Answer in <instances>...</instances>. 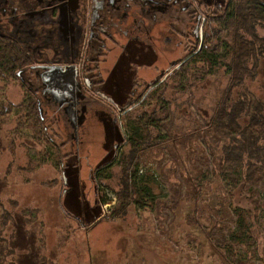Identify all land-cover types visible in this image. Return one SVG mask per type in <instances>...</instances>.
Segmentation results:
<instances>
[{"label":"trees","instance_id":"trees-1","mask_svg":"<svg viewBox=\"0 0 264 264\" xmlns=\"http://www.w3.org/2000/svg\"><path fill=\"white\" fill-rule=\"evenodd\" d=\"M223 6V12L209 20L201 50L175 67L167 79L151 91L143 102H155L150 108L152 113L142 111L124 123L129 111L122 118L123 123L120 125L125 130L126 138H123L111 160L93 169L92 177L99 205L111 201L109 194H106L107 189L117 198L107 216L112 218L125 216L131 207L155 211L166 205L164 199H160L161 183L158 182L160 179L157 170L148 164L151 158L155 159V167L162 172V178L166 177L164 179L170 181L175 197L187 194L196 201V205L204 183L219 181L225 191L224 196L218 193L221 197L218 208L205 206L206 209L199 211L202 206H196L192 214L194 223L202 227L208 247L218 249L214 253L219 260H223L222 264H255L257 260L264 264V220L261 216L264 203L256 188L259 183L264 182V102L250 84L258 75L259 61L264 57V35L257 33V27L264 28V2L224 0ZM23 63V58L12 46L0 40V120L6 114L9 116L13 113L17 117L16 125L10 127V131L16 128L18 130L15 132L22 130L28 134L25 137L27 140L21 141L22 146L29 144L28 136L35 144L45 141L50 145L46 154L51 157L58 146L47 136V126L41 114L43 111H40L34 94L27 92L25 97L23 94V100L16 105L7 99V88L20 84L15 73ZM221 68H225V73L229 76L228 87L213 109V115L198 126L195 113L184 106L186 100L183 97L187 93L186 99L189 100L191 91H195L193 89L198 86L196 83L207 80ZM28 95L31 96L30 99ZM179 118L181 124L175 127L173 123L172 132L162 131L165 121ZM93 124L89 121L88 128H93ZM110 127V122L105 123L100 130L107 136L111 134ZM89 130L92 131L91 128ZM203 132L210 133L211 137L207 138ZM195 136L209 149L208 152L193 146L190 140ZM79 139V144L85 142L83 138ZM177 139L189 141L184 153H170L169 158L166 157L168 154L164 148L167 140ZM9 141L12 142V138ZM168 160L172 161L173 166L166 170ZM207 163L211 168L203 169L202 166ZM181 186H184L185 193L181 192ZM239 187L247 192L249 206L235 201V190ZM163 196L166 197L164 194ZM167 206L172 211L174 205ZM89 212L92 213V208ZM225 216L227 220L224 219ZM200 218L206 221L204 225L199 222ZM13 220V208L0 201V264L19 263L15 255L16 247L12 244L15 240L11 238L14 233L9 234ZM218 222L220 228L216 229ZM31 224V217L20 219L21 231L25 234ZM38 224L36 229L40 238L37 246L40 243V247L44 248L47 242L45 224L42 221ZM84 230L86 239L90 242L88 234L93 228L85 227ZM190 238V245L195 247L198 254V260L194 264H202L200 259L206 246L197 236L190 235ZM47 256L43 254L39 258L40 264H54L52 258Z\"/></svg>","mask_w":264,"mask_h":264},{"label":"rangeland","instance_id":"rangeland-1","mask_svg":"<svg viewBox=\"0 0 264 264\" xmlns=\"http://www.w3.org/2000/svg\"><path fill=\"white\" fill-rule=\"evenodd\" d=\"M223 1L220 0L222 4ZM222 12L221 10L218 14ZM257 33L263 36L264 28L257 27ZM180 55L182 56L183 52ZM29 74L30 71L25 76L29 77ZM250 82L251 88L257 91L256 94L264 102V57L259 61L258 75ZM196 84L198 86L193 89L195 91H191L192 96H188L189 100L186 99L187 93L183 98L186 100L184 106L193 110L198 121L196 125L199 126L213 115V109L228 87L229 76L225 73V68H221L207 80ZM27 92L31 91L17 83L7 88V99L13 102V105L19 104L23 100V94L25 97ZM33 96L40 106L38 99L40 97ZM30 98L28 95V99ZM154 105L155 102L144 103L133 108L123 122L142 111L152 113L150 108ZM40 107L43 111L41 113L43 121L47 126V136L58 146L56 153L51 157L46 154L50 150V145L45 141L35 144L28 136L29 144L26 147L22 146L21 141H26L25 137L28 134L22 130L15 132L18 130L16 128L10 131V127L16 125L17 117L13 113L9 116L6 114L0 120V201H3L5 206L13 208L15 220L10 225L9 234L14 233V237L11 238L15 239L12 244L17 250L15 254L19 262L17 264H40L39 258L43 254L51 257L54 264H194L198 260V254L195 247L190 245L192 242L190 235L197 236L206 246L200 259L202 264L223 263V260H219L218 255L214 253L218 249L208 247L202 227L194 223L195 219L192 216L196 206H202L199 211L206 209L205 206L218 208L221 200L218 193L223 195L225 191V187L219 181L204 183L196 205V201L187 194L175 197L176 193L171 190L170 181L167 182L166 177L162 178V172L155 167V159L151 158L148 164L157 170L160 179L158 182L161 183L160 191L162 189V192L159 191L160 199H164L166 205L155 211L131 207L123 217H107L111 207L105 208L103 204H98L92 172L98 165L111 160L123 138H126L125 130L120 125L123 122L113 123L110 118L108 121L111 125V134L104 138L106 134L99 130L93 137V143H90L92 136L88 132L90 127L79 129V132L84 134L82 138L85 142L77 144L72 122L63 109L44 104ZM181 118L165 121L162 131L172 132V124L178 126L181 124ZM206 137L210 138L211 134L207 133ZM10 138L12 142L9 141ZM205 140L208 142V139ZM190 141L200 150L209 151L200 142L199 137L195 136ZM167 142L164 150H167L168 158L170 153H184V148L189 144V141L184 139ZM194 151L193 147L192 152ZM167 163L166 170H169L173 164L169 160ZM177 168L180 169L178 166ZM202 168H211V165L207 163ZM177 177L182 183L178 173ZM256 188L261 202L264 203V182L259 183ZM181 192L185 193L184 186H181ZM107 193L111 196L113 192L107 189ZM247 196L242 187L235 190V201L243 206H249ZM167 205H174L172 211ZM90 208L92 213L89 212ZM261 216L264 220V209ZM27 217H31L32 224L29 231L24 234L20 229V219ZM224 219L227 220V217ZM40 221L45 224L47 242L44 248L40 247V243L39 247L37 246L40 236L36 228ZM199 222L202 225L206 223L202 218ZM85 227L93 228L88 234L90 242L87 241ZM215 228H220L219 222ZM89 243L91 247L88 246ZM254 263L261 264L258 260Z\"/></svg>","mask_w":264,"mask_h":264},{"label":"flooded vegetation","instance_id":"flooded-vegetation-1","mask_svg":"<svg viewBox=\"0 0 264 264\" xmlns=\"http://www.w3.org/2000/svg\"><path fill=\"white\" fill-rule=\"evenodd\" d=\"M221 2L0 0V40L23 58L15 74L40 97V106L61 108L66 116L65 107L72 106L84 115L77 144L79 129L94 123L91 143L101 123L121 122L201 50L211 15L224 9ZM50 66L67 72L83 97L56 98L41 78Z\"/></svg>","mask_w":264,"mask_h":264},{"label":"water","instance_id":"water-1","mask_svg":"<svg viewBox=\"0 0 264 264\" xmlns=\"http://www.w3.org/2000/svg\"><path fill=\"white\" fill-rule=\"evenodd\" d=\"M49 68L50 69L48 71L41 74V78L44 84L48 87L49 91L52 92L56 98L59 97L62 99L65 95L69 94L72 95L74 99L83 97L80 85L69 78H65L66 76L69 77L67 72H64L57 66H50ZM74 109L75 107L72 106L65 107V111L72 122L71 124L74 128V133L77 135L79 125L84 121V115H78Z\"/></svg>","mask_w":264,"mask_h":264},{"label":"built area","instance_id":"built-area-1","mask_svg":"<svg viewBox=\"0 0 264 264\" xmlns=\"http://www.w3.org/2000/svg\"><path fill=\"white\" fill-rule=\"evenodd\" d=\"M110 200L111 201L109 203L103 204L105 208L111 207L112 205L116 204L117 198H116V196L114 194H112L110 196Z\"/></svg>","mask_w":264,"mask_h":264}]
</instances>
